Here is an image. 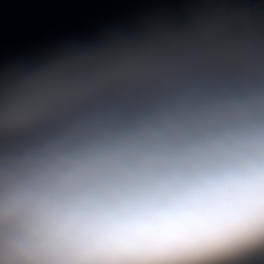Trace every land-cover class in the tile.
<instances>
[{
	"label": "clouds",
	"instance_id": "1",
	"mask_svg": "<svg viewBox=\"0 0 264 264\" xmlns=\"http://www.w3.org/2000/svg\"><path fill=\"white\" fill-rule=\"evenodd\" d=\"M0 264H264V4L6 69Z\"/></svg>",
	"mask_w": 264,
	"mask_h": 264
},
{
	"label": "water",
	"instance_id": "2",
	"mask_svg": "<svg viewBox=\"0 0 264 264\" xmlns=\"http://www.w3.org/2000/svg\"><path fill=\"white\" fill-rule=\"evenodd\" d=\"M209 2L221 0H0V75L70 47L185 20Z\"/></svg>",
	"mask_w": 264,
	"mask_h": 264
}]
</instances>
